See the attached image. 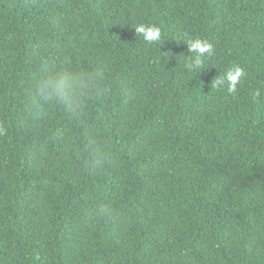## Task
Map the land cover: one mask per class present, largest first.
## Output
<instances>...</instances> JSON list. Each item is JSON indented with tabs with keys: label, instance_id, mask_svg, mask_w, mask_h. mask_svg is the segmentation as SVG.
Listing matches in <instances>:
<instances>
[{
	"label": "trees",
	"instance_id": "1",
	"mask_svg": "<svg viewBox=\"0 0 264 264\" xmlns=\"http://www.w3.org/2000/svg\"><path fill=\"white\" fill-rule=\"evenodd\" d=\"M0 264H264V0H0Z\"/></svg>",
	"mask_w": 264,
	"mask_h": 264
},
{
	"label": "clouds",
	"instance_id": "2",
	"mask_svg": "<svg viewBox=\"0 0 264 264\" xmlns=\"http://www.w3.org/2000/svg\"><path fill=\"white\" fill-rule=\"evenodd\" d=\"M135 32L142 34L145 40L151 43H158L161 40V30L159 27L154 25L146 26L141 24L136 27ZM186 44L188 52L192 54L186 57V67L190 71L200 69L206 56L210 57L214 53V46L208 40L200 38L188 39ZM244 75V71L241 68L236 67L227 73L225 79L217 81V84L222 85L226 80L228 83V91L234 92L236 90V85L239 82V78ZM65 83V81L61 80L58 82V85L62 86ZM50 84L51 82L45 86L49 87Z\"/></svg>",
	"mask_w": 264,
	"mask_h": 264
}]
</instances>
